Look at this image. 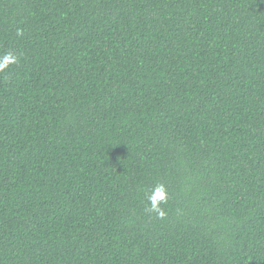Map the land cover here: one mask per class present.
<instances>
[{
	"label": "trees",
	"instance_id": "obj_1",
	"mask_svg": "<svg viewBox=\"0 0 264 264\" xmlns=\"http://www.w3.org/2000/svg\"><path fill=\"white\" fill-rule=\"evenodd\" d=\"M5 64L0 264H264V0H0Z\"/></svg>",
	"mask_w": 264,
	"mask_h": 264
},
{
	"label": "clouds",
	"instance_id": "obj_2",
	"mask_svg": "<svg viewBox=\"0 0 264 264\" xmlns=\"http://www.w3.org/2000/svg\"><path fill=\"white\" fill-rule=\"evenodd\" d=\"M14 59V58H13ZM7 65L5 64V65H0V68H2V67H6Z\"/></svg>",
	"mask_w": 264,
	"mask_h": 264
}]
</instances>
